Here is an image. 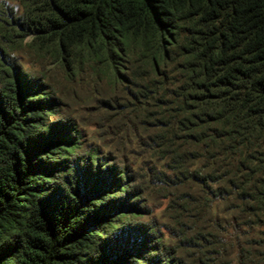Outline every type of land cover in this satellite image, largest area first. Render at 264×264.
I'll return each instance as SVG.
<instances>
[{
    "label": "trees",
    "instance_id": "trees-1",
    "mask_svg": "<svg viewBox=\"0 0 264 264\" xmlns=\"http://www.w3.org/2000/svg\"><path fill=\"white\" fill-rule=\"evenodd\" d=\"M11 2L0 0V264H181L138 220L143 195L124 168L84 154L60 120L47 68L83 65L181 188L177 217L210 242L205 263L264 264V0Z\"/></svg>",
    "mask_w": 264,
    "mask_h": 264
},
{
    "label": "rangeland",
    "instance_id": "rangeland-1",
    "mask_svg": "<svg viewBox=\"0 0 264 264\" xmlns=\"http://www.w3.org/2000/svg\"><path fill=\"white\" fill-rule=\"evenodd\" d=\"M6 3L13 6L11 0ZM14 59L22 69L42 72L41 66L28 57ZM47 69L58 100L57 113L60 120L72 123L77 129L83 153L92 154L118 169L124 168L128 180L133 181L131 191L143 195L138 200L141 209L135 211L141 214L140 223L152 227L173 262L206 264L205 256L214 253L210 242L198 240L200 236L193 238L192 226L177 217L181 206L175 195H180L181 188L162 164L143 154V136L136 126L130 128L126 107H115L109 88L90 73L87 65L70 77H65L58 68L49 66ZM49 117L51 122L57 120L52 114Z\"/></svg>",
    "mask_w": 264,
    "mask_h": 264
}]
</instances>
